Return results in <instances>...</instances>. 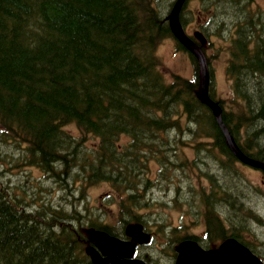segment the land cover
I'll use <instances>...</instances> for the list:
<instances>
[{
	"label": "trees",
	"instance_id": "16d2710c",
	"mask_svg": "<svg viewBox=\"0 0 264 264\" xmlns=\"http://www.w3.org/2000/svg\"><path fill=\"white\" fill-rule=\"evenodd\" d=\"M173 2L0 0V131L16 140L25 170L35 165L70 195L32 202L0 164V264H94L86 247L100 230L122 235L129 222L145 224L141 211L161 180L183 189L176 202L205 208L209 231L250 246L242 230L260 214L246 198L262 185L245 176L200 99L193 55V77L172 72L167 80L162 71L164 39L187 52L169 26ZM200 6L203 29L227 23L231 37L234 104L210 95L240 148L264 162V12L248 0ZM101 182L120 227L82 199Z\"/></svg>",
	"mask_w": 264,
	"mask_h": 264
},
{
	"label": "rangeland",
	"instance_id": "374dc122",
	"mask_svg": "<svg viewBox=\"0 0 264 264\" xmlns=\"http://www.w3.org/2000/svg\"><path fill=\"white\" fill-rule=\"evenodd\" d=\"M200 2L202 3V0H190L185 6L183 15L187 31L192 34L196 30L199 32L196 38L204 45L211 64V92L216 97L225 98L226 104L231 105L232 103L234 104L232 101V84L226 71L231 50V37L225 35L228 25L223 23L221 28H216L215 25L210 24L205 30H202L201 28L205 27L206 21L205 14L199 11V8H201ZM248 2L251 3L255 11L264 12V0H248ZM230 6L235 5L232 3L226 5L227 8H230ZM246 18L244 17V23ZM200 21H203V23H200ZM237 21L238 19L229 21L231 30L228 33L236 31ZM157 53L161 58L162 71L167 80L172 79V72H177L187 77L194 76V62L190 54L185 50L176 48L175 40L172 37H167L159 44ZM69 129L74 134L79 133L74 125H70ZM87 141L89 142L90 139ZM15 142L16 140L7 137L0 131V164H3L4 167L1 168L5 172L3 178L11 184L25 186L28 190V200L32 202L37 200L46 201L57 197L58 203L59 200L61 202L66 200L60 195L70 197L54 182V179L46 177L45 173L37 169L35 165L32 166V169L25 170L26 164L23 162L21 151L16 147ZM187 152L192 155L193 151L188 149ZM240 167L245 176L254 184L262 185L258 192L259 195L252 193L246 198L248 206L259 212V218L245 221V231L242 230V232L244 234L243 237L247 239L246 241L250 246L264 259V178L262 177V171L258 168L241 162ZM153 168L155 169V166ZM161 183L162 185H160ZM49 188L50 191H48ZM184 188H187L185 190L190 193L191 189L188 187ZM108 191L109 185L107 183H97L87 188L85 192L87 199L84 196L82 199L89 206L94 205L95 209L103 208L106 211L107 218L111 220L110 222L120 227L122 222L118 221L113 213L114 202H111L107 197ZM179 191L183 192V189L168 186L167 181L161 180L156 186L150 188L149 199L151 204L147 206V212L141 211L146 218L145 225L152 232L154 239L153 243L144 245L139 250L141 254L148 256L152 264H172L174 257L171 250L176 240L182 238L184 233L192 229H200L197 228L198 225L206 220L204 207L190 210L185 204L175 201L174 198L179 196ZM80 194L76 195L80 196ZM182 194L185 196V192ZM33 198H35L34 201L32 200ZM226 211L222 212L223 217ZM159 222L166 224L160 226Z\"/></svg>",
	"mask_w": 264,
	"mask_h": 264
},
{
	"label": "water",
	"instance_id": "95a60500",
	"mask_svg": "<svg viewBox=\"0 0 264 264\" xmlns=\"http://www.w3.org/2000/svg\"><path fill=\"white\" fill-rule=\"evenodd\" d=\"M186 0H176L168 15L169 26L173 35L196 58L198 64V94L200 99L212 110L215 119L225 135L230 151L242 162L264 171V162L242 151L234 136L223 120L222 106L210 96L211 73L204 49L185 31L180 21V11ZM126 233L132 239H123L104 233L96 246L87 247V253L94 264H147L141 258H134L136 242L150 240V234L143 230V225L129 224ZM103 234V232H102ZM179 254L175 264H264V261L235 237H229L218 248L203 249L195 241L186 240L178 246Z\"/></svg>",
	"mask_w": 264,
	"mask_h": 264
},
{
	"label": "flooded vegetation",
	"instance_id": "af4514ba",
	"mask_svg": "<svg viewBox=\"0 0 264 264\" xmlns=\"http://www.w3.org/2000/svg\"><path fill=\"white\" fill-rule=\"evenodd\" d=\"M189 1L190 0H187V2H189ZM187 2H186V4H187ZM184 9H185V7H184ZM184 9L182 10V12H184ZM186 28H187V26H186ZM195 33H196V35L199 34L198 31H195ZM196 35H195V39L197 40ZM197 41H199V39ZM263 181H264V179H263ZM208 222L209 221L204 220L197 227V228H200V229H198V230L197 229H192L191 231H188V232L184 233L183 236H182V238L179 240V242H176L174 244L173 249L171 250V253H172V256L174 257V260H175V258L177 257V254H178V249H177L178 245H177V243H180L181 241H184V240H192V241H195L196 243H198L204 249H214V248L219 247L220 244L224 240H226L228 237H231L232 236L231 234H229L226 237H223V236H221V234L219 233V231H209ZM152 236H153V234H152ZM233 237H235V236H233ZM124 238H128V237L126 236ZM153 238H154V236H153ZM151 243H153V240L150 241V243H147V244L146 243L145 244H138L137 245L138 254L140 256H142V257H147L146 255H143V254L140 253L139 248L140 247H143L144 245H150ZM173 263H174V261H173ZM149 264H151V263H149Z\"/></svg>",
	"mask_w": 264,
	"mask_h": 264
},
{
	"label": "bare ground",
	"instance_id": "6f19581e",
	"mask_svg": "<svg viewBox=\"0 0 264 264\" xmlns=\"http://www.w3.org/2000/svg\"><path fill=\"white\" fill-rule=\"evenodd\" d=\"M17 146V145H16ZM259 195V194H258ZM233 209V208H232ZM228 210V209H227ZM240 227V226H239Z\"/></svg>",
	"mask_w": 264,
	"mask_h": 264
}]
</instances>
